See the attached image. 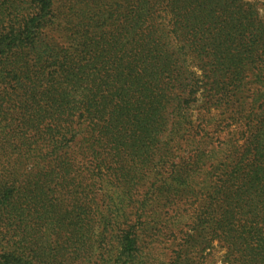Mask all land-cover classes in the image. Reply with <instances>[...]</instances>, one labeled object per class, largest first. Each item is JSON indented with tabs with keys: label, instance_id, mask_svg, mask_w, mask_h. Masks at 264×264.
<instances>
[{
	"label": "trees",
	"instance_id": "16d2710c",
	"mask_svg": "<svg viewBox=\"0 0 264 264\" xmlns=\"http://www.w3.org/2000/svg\"><path fill=\"white\" fill-rule=\"evenodd\" d=\"M164 242L167 264L214 242L264 264L257 4L0 0V264H150Z\"/></svg>",
	"mask_w": 264,
	"mask_h": 264
},
{
	"label": "rangeland",
	"instance_id": "374dc122",
	"mask_svg": "<svg viewBox=\"0 0 264 264\" xmlns=\"http://www.w3.org/2000/svg\"><path fill=\"white\" fill-rule=\"evenodd\" d=\"M249 1L255 2L257 4L260 17L264 20V0H249ZM221 142H224V140H221ZM224 147L225 146H222L221 149ZM100 189H101L100 187L97 188V194L98 195L100 194ZM46 190H51L50 196H52V197L56 194L58 197L53 198V201L55 203H60L61 207L64 208V206L67 204L68 191L66 189L61 188V187L55 188L52 184H48V188ZM38 191L39 190H37V189L34 190L35 193H37ZM192 223H193V220L191 219L189 213L182 214V212H179L178 222L175 224L174 227L171 225L169 226V227H172L174 233L178 237L176 244H178L180 242V239L182 237V235H178V228L180 227V225H181V227H184L183 229H181L182 232H184L186 229H188L192 225ZM176 225H177V227H176ZM185 225H187V226H185ZM16 226H19L20 229L24 232V229H23V227H21V224H18L15 221L12 222V226L10 227V229L14 230L15 232H18L19 229ZM30 227L32 229L36 228L33 225V223L31 225H29V229H30ZM7 229L10 230L9 227H7ZM7 229H5V230H7ZM173 246L174 245H172V244L169 245L165 242H164V244L163 243H157L151 248V250L146 251L145 254H146L148 260L150 261V264H167L169 262V260L173 257L172 256V252H173L172 247ZM200 250H201V253H203L205 256L203 264H225L223 261V256L225 254V251L222 248H220V246L218 245L217 242H214L212 248L211 247L210 248H204V246H202L200 248Z\"/></svg>",
	"mask_w": 264,
	"mask_h": 264
}]
</instances>
